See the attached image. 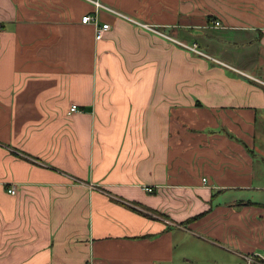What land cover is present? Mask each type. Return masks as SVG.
<instances>
[{"label": "crops", "instance_id": "1", "mask_svg": "<svg viewBox=\"0 0 264 264\" xmlns=\"http://www.w3.org/2000/svg\"><path fill=\"white\" fill-rule=\"evenodd\" d=\"M98 1L95 39L91 0H0V264H172L185 225L258 264L264 0Z\"/></svg>", "mask_w": 264, "mask_h": 264}, {"label": "rangeland", "instance_id": "2", "mask_svg": "<svg viewBox=\"0 0 264 264\" xmlns=\"http://www.w3.org/2000/svg\"><path fill=\"white\" fill-rule=\"evenodd\" d=\"M216 27V26H215ZM164 30V29H160ZM169 32V30H167ZM162 38L170 42V44L177 45L175 40L169 35L162 33ZM193 43H189L192 45ZM180 48H182L186 52H190L186 47L178 44ZM177 45V46H178ZM178 46V47H179ZM198 48V45H197ZM192 51V50H191ZM191 53V52H190ZM168 91V89H167ZM169 92V91H168ZM159 82L156 80V84L154 86L153 94L159 95ZM166 99L168 103H171L172 106L175 104L171 100V95H166ZM194 104L197 100L196 97H193ZM206 181V180H202ZM245 195V194H244ZM245 197V196H244ZM264 198V194L261 195V192L250 193L247 192V199H260ZM173 230V241L175 244V259L172 264H239V260L237 261L233 256L229 253L228 250L224 248L226 244L223 239H219V243L216 244L217 241H213L210 235H207L206 230L201 228H191L187 225L182 229H174ZM256 254V253H255ZM250 262H256L258 264H264V259L260 256H255L251 258Z\"/></svg>", "mask_w": 264, "mask_h": 264}, {"label": "built area", "instance_id": "3", "mask_svg": "<svg viewBox=\"0 0 264 264\" xmlns=\"http://www.w3.org/2000/svg\"><path fill=\"white\" fill-rule=\"evenodd\" d=\"M93 2V5H94V11H93V14H90V13H87V14H84L82 17H81V22L82 23H89L93 26L94 28V37L95 39H99L101 38L104 33L110 29V24L108 22H101L99 17H98V13L99 10L102 8V9H106L112 13H115L121 17H125L127 18L124 14L118 12V11H115L105 5H103L102 3H100L98 0H91ZM140 24V23H138ZM214 26H219L220 23L219 21H214ZM143 27H146L154 32H158V30L155 29L154 26L152 25H147V24H141ZM182 46L186 47L187 49H189L190 51L192 50L193 52H197L199 53L200 55H204L205 54L203 52H201L198 48H197V44L196 43H193L192 45H189V44H186V43H182V42H179ZM207 56V55H206ZM74 111H80V109L78 108L77 105L75 104H72L70 106V112H74ZM202 180H206V178H202ZM146 190L148 191H152V188L151 187H145ZM6 191L11 194V195H15L17 193V185L16 183H10L7 187H6ZM256 256H260L261 258L264 259V253H256L255 254ZM251 261V258L249 257L248 258V262Z\"/></svg>", "mask_w": 264, "mask_h": 264}, {"label": "trees", "instance_id": "4", "mask_svg": "<svg viewBox=\"0 0 264 264\" xmlns=\"http://www.w3.org/2000/svg\"><path fill=\"white\" fill-rule=\"evenodd\" d=\"M230 137L231 138H234V139H236V140H238L236 137H234L233 135H230ZM242 142V141H241ZM244 144V143H243ZM197 216H193V217H190V218H187L185 221H183L182 223L183 224H186L187 222H189V221H191V220H193V219H195Z\"/></svg>", "mask_w": 264, "mask_h": 264}]
</instances>
